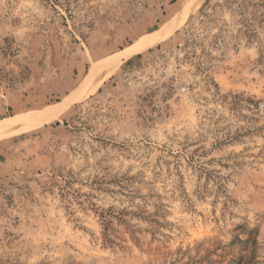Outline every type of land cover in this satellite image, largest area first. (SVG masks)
Listing matches in <instances>:
<instances>
[{
  "label": "rangeland",
  "instance_id": "374dc122",
  "mask_svg": "<svg viewBox=\"0 0 264 264\" xmlns=\"http://www.w3.org/2000/svg\"><path fill=\"white\" fill-rule=\"evenodd\" d=\"M0 0V264H264V0ZM139 55V56H138Z\"/></svg>",
  "mask_w": 264,
  "mask_h": 264
},
{
  "label": "bare ground",
  "instance_id": "6f19581e",
  "mask_svg": "<svg viewBox=\"0 0 264 264\" xmlns=\"http://www.w3.org/2000/svg\"><path fill=\"white\" fill-rule=\"evenodd\" d=\"M203 0H188L183 7L174 16V21L167 28H158L150 33L145 34L140 39L134 41L131 45L124 50L110 55L107 59L95 64L91 69L92 71L83 80L80 91L77 96V100H81L87 96L96 86L103 82L123 61L124 58H128L135 55L138 51H141L146 46L158 42L167 36L172 29L177 27V24L188 18L196 9L201 5ZM69 105L68 101L59 102L54 106H48L42 111L34 112L29 115H23L19 117H11L0 123V139L6 136L20 133L27 129L39 126L43 123L50 122L56 119Z\"/></svg>",
  "mask_w": 264,
  "mask_h": 264
},
{
  "label": "trees",
  "instance_id": "16d2710c",
  "mask_svg": "<svg viewBox=\"0 0 264 264\" xmlns=\"http://www.w3.org/2000/svg\"><path fill=\"white\" fill-rule=\"evenodd\" d=\"M139 56V55H138Z\"/></svg>",
  "mask_w": 264,
  "mask_h": 264
}]
</instances>
